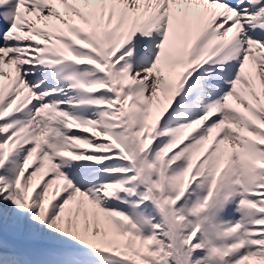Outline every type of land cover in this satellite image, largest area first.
I'll list each match as a JSON object with an SVG mask.
<instances>
[{
	"label": "snow or ice",
	"instance_id": "obj_1",
	"mask_svg": "<svg viewBox=\"0 0 264 264\" xmlns=\"http://www.w3.org/2000/svg\"><path fill=\"white\" fill-rule=\"evenodd\" d=\"M0 264H264V0H0Z\"/></svg>",
	"mask_w": 264,
	"mask_h": 264
}]
</instances>
